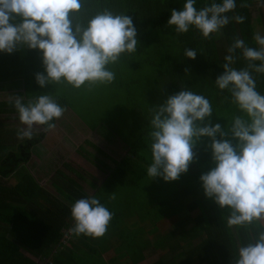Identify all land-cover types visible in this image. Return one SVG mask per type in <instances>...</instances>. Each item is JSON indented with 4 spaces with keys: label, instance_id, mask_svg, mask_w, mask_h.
<instances>
[{
    "label": "clouds",
    "instance_id": "9594fccd",
    "mask_svg": "<svg viewBox=\"0 0 264 264\" xmlns=\"http://www.w3.org/2000/svg\"><path fill=\"white\" fill-rule=\"evenodd\" d=\"M196 3L185 0L182 10L173 9L167 25L174 26L177 34L194 27L209 39L232 20L243 23L246 19L228 15L236 9V0H212L199 10ZM85 8V0H0V51L11 54L24 46L41 50L46 74L35 76L41 87L70 85L91 91L112 84L116 72L111 66L137 52V29L130 16L108 8L85 20L81 15ZM253 39L257 46L233 39L224 57V71L215 81L237 108L230 120V135L236 143L224 139L229 132L221 124L204 123L214 111L203 94L181 90L149 109L152 159L147 175L165 181L179 179L194 160L196 142L211 138L213 166L200 180L205 195L229 210L230 228L253 223L264 228L259 224L264 220V93L257 90L252 75L264 74V35L256 33ZM238 51L247 62L241 68L234 67ZM184 55L195 59L197 50L185 48ZM8 103L24 125L17 129L20 140L33 139L36 126H44V131L54 128V119L66 110L51 94L36 95L27 102L13 96ZM70 211L74 223L69 231L77 237H103L114 215L95 196L77 199ZM235 257L234 264H264V231L239 246Z\"/></svg>",
    "mask_w": 264,
    "mask_h": 264
},
{
    "label": "trees",
    "instance_id": "16d2710c",
    "mask_svg": "<svg viewBox=\"0 0 264 264\" xmlns=\"http://www.w3.org/2000/svg\"><path fill=\"white\" fill-rule=\"evenodd\" d=\"M211 2L212 0H197L195 7L199 10ZM184 3L185 0H85L86 8L81 15L87 20L96 12L108 8L114 13H125L130 16L137 29L138 48L134 55L123 56L120 62L122 64L136 63L139 60L145 64L144 56L152 55L153 58L157 56L164 81L167 79L169 81V89L165 88L160 96L163 100L181 90L203 94L213 106V115L207 118L210 119L209 122L224 124L223 120L227 117L224 122L230 127V120L237 113V108L230 99H225L229 94L221 92L216 87L215 81L224 71L222 67L225 62L224 57L228 54L227 49L235 37L243 39L250 46H257L253 39L257 32L251 6L264 3V0H236V9L228 15H242L246 18L245 21L237 23L232 20L221 29L220 36L212 34L209 39H205L194 27L187 33L177 34L174 26L167 25L171 11L182 10ZM241 4L246 7H241ZM185 48L196 49V58L186 57ZM236 55L234 67H244L247 62L239 51ZM40 72L46 74L41 50L24 46L11 54L0 51V83L20 78L27 85V82L33 78L34 84H37L35 76ZM252 75L257 81V90L264 93V74L253 72ZM56 99L62 106H66L65 98ZM8 101H0V113H17ZM46 132L43 126L33 139L19 140L16 150L13 151L6 149L11 141L9 137L2 135L0 130V264H39L33 258H38L41 262L46 260V264H86L89 262L88 257L91 256V251L93 249L95 252L98 251L91 246L89 242L91 237L88 236H80V246L71 245L75 237L69 231L74 223L71 217V206L77 199L89 195L69 181L63 189L61 188V199L54 196L45 198L42 196L44 189L29 172L21 168L30 158L31 147L41 141ZM227 132L229 135L224 139L232 138L230 129ZM217 139H221L219 134ZM210 144L209 137H201L196 142L193 148L194 160L190 163L188 171L184 173L185 179L191 178V190L188 187L181 194L191 193V201L187 207L191 211L197 209L198 212L191 217L190 222L175 221L178 226H186V234L182 238L187 237V240L183 244L173 232L161 234L157 226L161 220L172 218L178 212L179 207L174 201H177L181 194L169 196L166 199L148 197L153 203L148 205V212L143 214L151 215L153 218L150 223L142 221V224L145 231L149 232V229H152L148 234L154 240L148 237L146 244H134L136 236L142 233V229L133 233L134 228L117 230L118 224L126 219L123 217L124 210L120 206L123 204L113 201L111 195V192H114L113 189L117 185L134 190L146 189L148 195L155 191L151 187L156 185L157 177L151 179L147 175L149 163L141 154L140 143L133 146L129 154L117 162L107 180L96 187L93 196L114 214L108 226V232L113 231L122 241L121 243L124 240L126 242L127 237L124 233L135 235L133 240L127 243V250L124 251V254H130L133 264L144 258L143 250L154 249L157 246L168 250L151 264H234L238 247L246 244L248 240H254L260 231H264V228L257 223L243 228L228 227L229 210L221 208L214 199L205 195L200 176L207 173L213 166ZM14 173L19 174L20 179L15 185H10L8 178ZM134 193L132 192L129 196L131 203H128L126 208L133 207L136 202L139 203ZM159 206H162L161 209ZM150 210L153 213H149ZM259 224L264 225V220H261ZM155 241L159 242L155 243ZM117 250L120 251V248ZM93 257L95 259L94 254L91 258L94 262ZM90 264H92L91 260Z\"/></svg>",
    "mask_w": 264,
    "mask_h": 264
},
{
    "label": "crops",
    "instance_id": "0c3cea01",
    "mask_svg": "<svg viewBox=\"0 0 264 264\" xmlns=\"http://www.w3.org/2000/svg\"><path fill=\"white\" fill-rule=\"evenodd\" d=\"M144 58L147 70L144 69L141 82L139 83L140 78H138L139 81L133 84L142 87L141 97H134L135 94L133 97H129V94L126 93L128 96L126 95L120 106L118 105L114 109V113H111L114 114L112 117L118 120L120 125H123L124 132L114 133V131L109 129V126L102 122L101 124L97 123L89 126L86 120L77 114L73 113L75 116L73 118L67 113L63 114L61 118L55 119V127L48 130L43 139L31 147L30 158L21 168L29 172L38 185L44 189L42 192L43 197L54 196L61 199V194L53 187L60 188L62 192V189L69 181L82 189L87 195L93 196L96 187L107 180L111 170L116 167L117 162L128 155L132 147L142 141L144 137L149 139V109L163 102V98L160 96L165 88L169 89V81L168 79L166 80L167 82L164 81V76L159 70L161 67L157 56L153 58L152 55H146ZM138 64L144 63L138 60L136 65ZM131 66L135 65L132 64ZM134 72L132 71L131 73L133 74ZM138 79L131 77L130 83H128L132 84ZM129 88L126 90L133 94L135 90L132 89L133 87ZM25 89L26 84L22 79L10 80L6 85H1L0 87V101L9 100L13 96H22L25 94ZM23 99L27 101L26 98L23 97ZM67 105L66 103V108ZM20 127H24V125L19 121L18 113H0V130L2 135H5L6 138L9 137L11 141L6 146V149L16 150L17 142L20 140L17 138L16 133ZM42 129L43 126H36L33 131L38 134ZM229 139L231 140L232 138ZM233 143H236V141H233ZM108 152H117L119 156H109L106 154ZM98 153L105 155V160L100 159L97 156ZM47 170L54 171L49 174ZM82 170H85V172ZM20 171L22 172V169ZM68 172L85 182L90 190L83 187L82 183L80 184V182L73 180ZM86 173H89L92 177H87ZM19 179V174L14 173L8 178V183L15 185ZM45 185H49L50 189L44 187ZM113 238L117 237L113 231L108 232V230L103 237L90 238L97 241L95 244H90L98 250L96 255L101 257L100 262L102 264H133L129 254L118 255L119 252L116 246L110 244V241H116ZM71 245H81L77 236L72 239ZM145 250H143L144 258L136 264L146 258ZM33 259L40 264L41 260L38 258ZM63 259H66V257ZM45 261L41 263L44 264Z\"/></svg>",
    "mask_w": 264,
    "mask_h": 264
},
{
    "label": "rangeland",
    "instance_id": "374dc122",
    "mask_svg": "<svg viewBox=\"0 0 264 264\" xmlns=\"http://www.w3.org/2000/svg\"><path fill=\"white\" fill-rule=\"evenodd\" d=\"M251 13L254 21V26H255V31L261 35H264V3L260 4H254L251 6ZM221 31L218 33H215V36H220ZM134 64L135 66H131ZM138 66V67H137ZM140 66V67H139ZM113 67V70L116 72V80L110 84V85H100L94 87L91 91H88L87 88H81V89H73L70 85H53V84H48L44 87H41L38 83L34 84V79H30L27 82L26 89H25V94L22 95V97L26 98L27 100L29 98H34L36 95H42V94H51L55 98L61 97L65 98L67 100V108L65 107V112L64 114L70 115L71 117H75L73 113L77 114L79 117L83 118L86 120V123L89 126H93L97 123L101 124L104 123L106 126H109V129L116 132H124L123 125H120V122L113 118L112 116L114 114V109L120 106L122 100L124 97L127 95L126 93L129 94V97H137L140 98L141 96V90L142 87L140 85L135 86L133 84L137 83L139 81L138 78H140L139 83L142 80V73L144 72V69H146L145 64H138L136 65L135 62L133 63H123L119 62L117 65L111 66ZM138 70V71H136ZM147 70V69H146ZM132 71H135L133 74L131 73ZM131 77H134L138 79L137 81L133 82L132 84L130 83ZM129 82V83H128ZM128 83V84H127ZM7 82L5 83H0L1 85H6ZM132 88L135 90L133 94L128 90V88ZM129 88V89H130ZM143 91V90H142ZM128 96V95H127ZM116 113V112H115ZM70 117V118H71ZM119 119V117H118ZM210 119L205 118L204 123L205 124H210V125H215L216 122L212 121L209 122ZM219 120V119H218ZM217 120V121H218ZM227 120V117L224 118L223 123L221 124L222 130L225 132L229 131L231 126H227V124L224 122ZM76 122V121H74ZM203 126V125H201ZM124 137V136H123ZM206 137V136H205ZM233 139V138H232ZM231 139V140H232ZM233 141H235L233 139ZM232 141V142H233ZM141 144V154L145 157L146 161L150 164L151 163V151H150V139L143 138L142 141H139ZM147 143V144H146ZM107 155H113L115 157L119 156L117 152H108L106 153ZM97 156L105 160V155L102 153H98ZM65 169V168H62ZM50 174V172H53L54 170H47ZM85 172V170H82ZM69 173V172H68ZM69 175L72 177L73 180L82 183L83 187L87 188L90 190V188L86 185L85 182L82 180H79L75 176ZM87 177H92L89 173H86ZM184 173H182L179 177V179L174 180V181H165L162 177H157L156 178V185L152 186L151 188L155 189L153 193H150V195L147 194L146 189H130L129 187H124V186H119L117 185L113 190L114 192H111V195L114 197L113 201L115 202H121L120 205L122 209L124 210V220L120 224H118L117 230H126L128 228H134L135 230L132 231V233L136 230L142 229V233L136 236V239L134 240V244H143L147 243V239L154 240L152 236H149V232L152 231V229H149L150 231L147 232L145 231V227L142 224V221L145 223H150L151 218H153L151 215L145 216L143 214L144 212H148V205L152 204L151 200L148 199V197L152 198L154 197L155 199H166L169 196L173 197L174 195L181 194V192L188 188L191 190V178L188 180L184 178ZM90 180L89 178H87ZM177 182V184H176ZM189 182V183H188ZM44 187H47L50 189L49 185H45ZM54 186V189H57L58 193L60 192V188ZM132 192H135L134 195H136L139 199V203H134L135 205L133 207L126 208L128 203L130 201V195ZM147 194V195H146ZM173 194V195H171ZM184 194V195H183ZM183 194L180 195V197L177 199V201H174L177 204L178 212L172 217V218H164L161 220L157 226H159V231L161 234H166L168 232H173L177 238H179L180 243L183 244L186 242L187 237L182 238L183 235L186 234V226H178V223L175 221H181L183 223L190 222L191 217L197 214L198 210L194 209L193 211L189 210L187 207V204L191 201V193L190 192H184ZM188 194V195H187ZM186 195V196H185ZM62 197V196H61ZM180 205V206H178ZM162 206H159V209H161ZM151 209V207H150ZM153 210V209H152ZM150 210L149 213H153V211ZM131 214V216L129 215ZM117 217V216H115ZM122 217V218H123ZM128 217V218H127ZM111 223V222H110ZM144 223V224H145ZM142 224V225H141ZM155 224V225H156ZM110 225V224H109ZM111 227V226H110ZM176 228V230L174 229ZM141 231V230H140ZM149 233V234H148ZM126 238V242L124 240L123 243L122 241L118 238H113L116 241H110V244H114L116 248H120V251H118L119 254H123L124 251L127 250V243H130V241L133 240V237L135 235L131 233H124ZM136 234V233H134ZM159 235V234H158ZM161 237V235L159 236ZM79 241H81L80 236L77 237ZM90 243H97V241H94L92 239L89 240ZM154 242V241H153ZM159 241H155V243H158ZM89 246V245H88ZM138 246V245H136ZM123 250V251H122ZM130 250V249H129ZM167 248L157 246L156 248H148L145 250V255L146 258L140 262L139 264H151L154 261H156L162 254H165L167 252ZM131 251V250H130ZM132 252V251H131ZM91 256H89L86 264H90V260L92 264H102L101 257L96 255V252L94 249L91 251ZM94 254L95 260L94 262L92 261V255ZM130 255V254H129ZM167 256V255H166Z\"/></svg>",
    "mask_w": 264,
    "mask_h": 264
},
{
    "label": "built area",
    "instance_id": "2783aa9c",
    "mask_svg": "<svg viewBox=\"0 0 264 264\" xmlns=\"http://www.w3.org/2000/svg\"><path fill=\"white\" fill-rule=\"evenodd\" d=\"M44 264H46V263H44Z\"/></svg>",
    "mask_w": 264,
    "mask_h": 264
}]
</instances>
